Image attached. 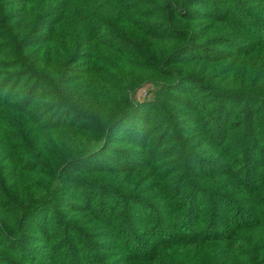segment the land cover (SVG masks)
Segmentation results:
<instances>
[{"label": "trees", "instance_id": "obj_1", "mask_svg": "<svg viewBox=\"0 0 264 264\" xmlns=\"http://www.w3.org/2000/svg\"><path fill=\"white\" fill-rule=\"evenodd\" d=\"M246 1L0 0V244L12 250L0 264L29 261L31 242L12 236L43 234L33 210L65 200L85 181L75 168L120 135L158 190L109 153L88 186L121 204L80 207L98 225L71 228L93 246L69 249L73 264L88 250L98 264H264V30L251 17L264 0ZM147 82L159 97L149 110L133 101ZM131 203L153 209L149 242L123 223L139 221Z\"/></svg>", "mask_w": 264, "mask_h": 264}, {"label": "rangeland", "instance_id": "obj_2", "mask_svg": "<svg viewBox=\"0 0 264 264\" xmlns=\"http://www.w3.org/2000/svg\"><path fill=\"white\" fill-rule=\"evenodd\" d=\"M256 0H247L246 2H251ZM213 4V1L211 2ZM249 5V4H248ZM211 7V6H210ZM211 12H214L210 9ZM251 12L254 14L251 17L254 20H257V29L264 30V16H261V11H257L256 9H251ZM207 23L206 19H202L199 24L205 25ZM259 36V35H258ZM185 58V55H183L182 59ZM230 64H227L229 66ZM16 84V81L13 82L10 87L14 86ZM9 87V88H10ZM157 87L151 83L147 82L145 85L139 87L136 92L134 93L133 101L136 103L142 104L145 106V109L149 110L151 106H153V102H158L159 97L156 95ZM7 91H4V94L7 93ZM151 104V105H150ZM148 106V107H146ZM154 108V109H153ZM152 109L154 112L152 113V117L154 118L155 115V109L157 108V105H155ZM183 118L185 120H189L190 118H194V115L190 113L188 109H183ZM61 120H65L68 122H78L77 119L75 120L71 115H68L67 113H62L60 115ZM131 122H127V129H130ZM184 126H193L192 121H189L187 123L183 124ZM192 133H196V131H193ZM112 145L108 147L107 151H104L101 153V155L96 156L97 158H94L91 162L85 165H78L73 174H78L81 178H85L83 180H77L76 183L73 185L71 183L68 184L66 187V199L60 200L59 202L55 203L54 201H51L48 205H42L36 207L37 202L32 203L33 206L31 209L36 207V209L33 210L32 215L29 216L28 220L35 221V225L39 227V229H43V234L33 233L31 230L28 233L34 234L35 237L31 239L25 238L22 240L23 236L19 237V233H15L14 238L15 241H18V245H22L24 243L28 244V242H31V245L28 244L29 250L31 251V255L29 257V261L26 263L25 261H15L14 264H51V262L59 261V264H73L71 262V258H74L75 254L73 251L77 247L76 244L83 247H92V242L90 238H87L83 235H75L74 233H71V228H91L94 224H97V220L95 219V216L93 214H89L87 211H82L83 208H89L93 212L97 211L100 212H106L107 209L114 204H121L119 196H113L105 194L101 195L99 191H93V188L91 186H88V183H93L99 180L100 182H103L102 174L101 172H106L107 167L109 166L108 158L110 157V154H113V159L116 160L121 168L123 166V169L129 170L131 168H137L138 170V178L137 183H142L143 186H148L150 189H153L155 186V183L153 182L155 179L154 170L150 172L149 170L143 171V169H139L141 166V162L143 160H140L136 157L130 156L128 154V151L134 150V145L132 146L129 142L130 140L124 139L123 135L116 136L115 138H111ZM110 153V154H109ZM96 163V164H95ZM96 166H104V168L99 169H93ZM85 167V168H84ZM98 171V172H96ZM69 171L68 173H70ZM96 172V173H95ZM117 175V181L118 182H127V184H131V180L129 179L128 173L125 171L118 172ZM109 175H106V177ZM111 181L115 177H112V174H110ZM116 181V180H115ZM71 186V189H69V186ZM109 186V184H107ZM68 190V191H67ZM158 190L157 188H154L152 192H155ZM134 192V191H133ZM151 194V193H150ZM154 196H160L154 195ZM75 198H78L75 199ZM76 200L80 206L74 205L71 200ZM111 204V205H110ZM133 204V207L135 210H138L139 212H142L141 215H136V219L139 217V221L132 223L130 221V216H135L130 214H125L122 218L123 223L127 224L134 230V234L139 235L135 240H142L143 242H149V240H152L153 237L149 236V233L147 232L150 228V225L154 224V220L156 217H151L153 213V209H148L146 207L147 204H140V203H131ZM81 207V209H80ZM79 209V210H78ZM133 212V211H132ZM135 214V212H133ZM162 218L160 217V220ZM142 221V223H139ZM144 222V223H143ZM51 228V231H55L54 235L51 233L50 236L46 235V231ZM69 232H68V231ZM1 232V231H0ZM23 232V231H21ZM6 234V233H5ZM52 241H49V240ZM98 240V238L96 239ZM5 242V240L1 239V233H0V243ZM8 243V241H7ZM11 244V243H10ZM21 248V247H20ZM70 249V250H69ZM89 253L87 254V259L90 260L89 263H82L80 260H77L76 264H98L97 257L100 255L101 251L96 250H88ZM0 253L3 255H10L12 254V250H7L0 244ZM95 254V256H94ZM76 257V256H75ZM67 262V263H66ZM101 264V263H99Z\"/></svg>", "mask_w": 264, "mask_h": 264}, {"label": "clouds", "instance_id": "obj_3", "mask_svg": "<svg viewBox=\"0 0 264 264\" xmlns=\"http://www.w3.org/2000/svg\"><path fill=\"white\" fill-rule=\"evenodd\" d=\"M42 102L47 103L48 102L47 98H45Z\"/></svg>", "mask_w": 264, "mask_h": 264}]
</instances>
